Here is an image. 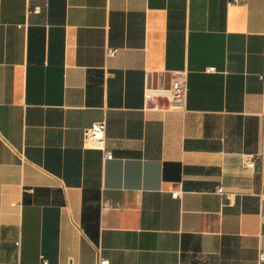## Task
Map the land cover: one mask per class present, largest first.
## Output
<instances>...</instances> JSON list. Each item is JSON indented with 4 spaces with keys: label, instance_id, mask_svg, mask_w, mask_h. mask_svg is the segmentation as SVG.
Instances as JSON below:
<instances>
[{
    "label": "crops",
    "instance_id": "0c3cea01",
    "mask_svg": "<svg viewBox=\"0 0 264 264\" xmlns=\"http://www.w3.org/2000/svg\"><path fill=\"white\" fill-rule=\"evenodd\" d=\"M263 115L264 0H0V264H264Z\"/></svg>",
    "mask_w": 264,
    "mask_h": 264
},
{
    "label": "built area",
    "instance_id": "2783aa9c",
    "mask_svg": "<svg viewBox=\"0 0 264 264\" xmlns=\"http://www.w3.org/2000/svg\"><path fill=\"white\" fill-rule=\"evenodd\" d=\"M239 0H228V5H234L238 3ZM117 53V50L109 49L107 51L108 57H114ZM208 72H215L214 68H209ZM167 94L169 95L172 101V108H183L187 101L188 94V86H187V78L185 74L180 75L177 79H175ZM106 129L107 123L106 120L95 122L91 125V127L85 129L84 131V141L85 145L88 147H92L95 149H99L103 151L105 159L111 160L113 159V154L106 148ZM263 130H264V115H263ZM264 163V154L259 155H247L245 159V166L247 169H254L256 162ZM216 193L222 197H224L229 203H233L234 194L229 193L223 186H219L216 190ZM174 199H178L180 196L179 192L172 194ZM260 263L264 262V250H262L259 254ZM41 264H49L46 260H43ZM99 264H110L109 261L101 260Z\"/></svg>",
    "mask_w": 264,
    "mask_h": 264
}]
</instances>
